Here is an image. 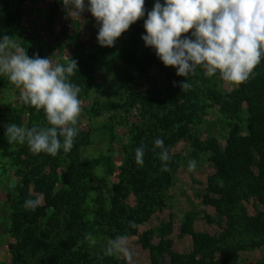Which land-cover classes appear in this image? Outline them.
Returning a JSON list of instances; mask_svg holds the SVG:
<instances>
[{"label":"rangeland","instance_id":"374dc122","mask_svg":"<svg viewBox=\"0 0 264 264\" xmlns=\"http://www.w3.org/2000/svg\"><path fill=\"white\" fill-rule=\"evenodd\" d=\"M154 2L145 0L146 12ZM143 24H132L114 47H100L99 25L87 11L72 19L60 0H0V36L15 45L9 53L40 54L54 65L74 59L78 69L70 79L81 89L78 136L67 154L33 155L26 145L9 144L0 121V264H83L98 257L108 238L96 234V187L87 186L102 180L115 191L107 204L119 235L128 236L133 264H264V139L249 137L251 130L264 136V57L240 85L198 69L182 91L173 82L184 78L144 46ZM127 39L124 62L116 53ZM86 67L99 93L82 83ZM95 102L120 106L96 112ZM3 104L17 113L18 125L47 126L43 111L24 105L6 75H0ZM110 123L113 136L103 128ZM156 138L172 156L169 172L160 170ZM142 145L139 166L135 149ZM100 154L114 162L106 178L100 166L88 175L83 170ZM189 160L197 161L194 172ZM37 197L36 211L25 210L24 201Z\"/></svg>","mask_w":264,"mask_h":264},{"label":"clouds","instance_id":"9594fccd","mask_svg":"<svg viewBox=\"0 0 264 264\" xmlns=\"http://www.w3.org/2000/svg\"><path fill=\"white\" fill-rule=\"evenodd\" d=\"M72 19L87 11L99 25L97 43L114 47L117 39L138 20H144V46L154 50L165 67L176 70L182 81H174L182 91L190 88L191 78L202 70L204 75L233 85L246 82L264 57V0H155L146 12L145 0H60ZM146 15V19L145 18ZM190 35H186L189 34ZM183 37V38H182ZM8 35L0 36V75L21 89L23 104L43 111L47 126L31 128L8 123L5 137L9 144L26 145L33 155L56 157L67 154L78 136L81 114V89L71 82L78 69L77 61L56 63L38 54L29 57L18 52ZM161 161V171L169 172L172 159L160 138L154 140L153 151ZM145 146L135 149V161L143 166ZM197 168L196 160L188 161V172ZM41 199L24 201L27 211L35 212ZM129 228H136L134 221ZM104 257L123 256L133 264L134 254L128 236L107 239Z\"/></svg>","mask_w":264,"mask_h":264},{"label":"trees","instance_id":"16d2710c","mask_svg":"<svg viewBox=\"0 0 264 264\" xmlns=\"http://www.w3.org/2000/svg\"><path fill=\"white\" fill-rule=\"evenodd\" d=\"M56 4L57 0H53ZM57 6L55 5L52 9L50 15L47 16V21L51 25L52 21L57 16ZM90 23L87 22V25ZM49 29H52V27H49ZM52 32V30H50ZM132 46V40L127 39L125 40L122 45L119 47L116 55L121 60L126 62L128 60V57L130 56L129 50ZM39 57L43 58L42 55L38 54ZM89 68V67H88ZM86 67L82 83L84 84L85 88L87 90H92L95 93H99L101 91L100 85L97 83V78L92 69H88ZM120 106L119 103H116L115 105L111 106L108 104H102L100 102H95L94 110L96 112L103 111V110H110L113 108H116ZM17 113L11 109L9 105H0V121L4 122L5 124L8 123H16L19 124V120L17 117ZM103 128L107 131L109 136H113V124H106L103 126ZM249 137L253 139L262 138L264 139L263 135H257V133L253 132L251 130V134ZM100 166L105 175L104 178L107 176H110L113 173L114 170V162L110 154H100L97 157L87 159L85 163L83 164V170L88 175L90 174V170H92L95 167ZM96 187L95 191V200H96V207L94 208V220H95V228L97 229L96 234H102L106 235L108 239L115 238L119 235L120 232V223L117 221L115 217V212L108 206L107 202H110L111 197L115 195V191H113L111 188L107 186V183L105 181H98L97 183H90L87 188L92 189ZM9 199H11L10 195H8ZM13 205H15V200L11 201ZM102 249L98 251L99 256L88 259L83 264H114L113 257H104L102 255Z\"/></svg>","mask_w":264,"mask_h":264}]
</instances>
